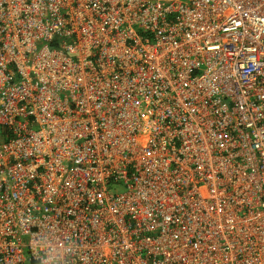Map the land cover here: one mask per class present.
Listing matches in <instances>:
<instances>
[{
	"label": "built area",
	"instance_id": "built-area-1",
	"mask_svg": "<svg viewBox=\"0 0 264 264\" xmlns=\"http://www.w3.org/2000/svg\"><path fill=\"white\" fill-rule=\"evenodd\" d=\"M0 264H264V0H0Z\"/></svg>",
	"mask_w": 264,
	"mask_h": 264
}]
</instances>
